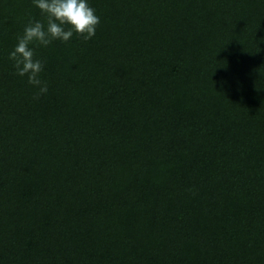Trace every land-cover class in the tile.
<instances>
[{
    "label": "trees",
    "instance_id": "16d2710c",
    "mask_svg": "<svg viewBox=\"0 0 264 264\" xmlns=\"http://www.w3.org/2000/svg\"><path fill=\"white\" fill-rule=\"evenodd\" d=\"M88 3L34 99L0 0V264H264V0Z\"/></svg>",
    "mask_w": 264,
    "mask_h": 264
},
{
    "label": "clouds",
    "instance_id": "9594fccd",
    "mask_svg": "<svg viewBox=\"0 0 264 264\" xmlns=\"http://www.w3.org/2000/svg\"><path fill=\"white\" fill-rule=\"evenodd\" d=\"M33 5L44 19H28L9 59L16 75L27 76V82L38 87L33 98L39 99L48 92V85L40 78L45 62L37 57L34 46L48 47L57 40L66 43L74 34L88 41L95 35L100 17L88 0H33Z\"/></svg>",
    "mask_w": 264,
    "mask_h": 264
}]
</instances>
